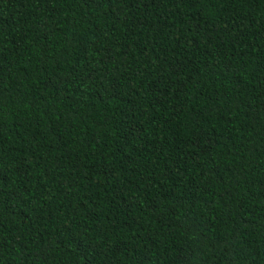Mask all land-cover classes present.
<instances>
[{"label":"trees","instance_id":"1","mask_svg":"<svg viewBox=\"0 0 264 264\" xmlns=\"http://www.w3.org/2000/svg\"><path fill=\"white\" fill-rule=\"evenodd\" d=\"M0 264H264V0H0Z\"/></svg>","mask_w":264,"mask_h":264}]
</instances>
